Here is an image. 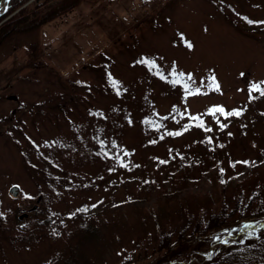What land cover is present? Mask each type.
<instances>
[{"label": "rangeland", "instance_id": "obj_1", "mask_svg": "<svg viewBox=\"0 0 264 264\" xmlns=\"http://www.w3.org/2000/svg\"><path fill=\"white\" fill-rule=\"evenodd\" d=\"M56 2L0 7V264H50L88 221L94 262L120 264L224 204L256 208L264 0H88L18 32Z\"/></svg>", "mask_w": 264, "mask_h": 264}, {"label": "trees", "instance_id": "obj_2", "mask_svg": "<svg viewBox=\"0 0 264 264\" xmlns=\"http://www.w3.org/2000/svg\"><path fill=\"white\" fill-rule=\"evenodd\" d=\"M84 1L88 0H57L44 12L40 11V19L31 20V24L28 23L31 15L22 11L17 21L24 23L19 22L17 26L21 27L20 25L25 24L26 28L22 26L18 28V32L34 29L36 26H42L62 17L78 8ZM36 13L37 11L32 15L35 16ZM7 27L8 25H5L0 28V45L7 37ZM40 206L41 210L37 211L47 220L49 207L44 199L40 202ZM240 206V201L235 202L234 206L224 204L205 221L199 220L195 223L189 235L184 229L173 240L170 233L163 232L158 236L155 246L140 243L136 246L138 255L136 252L131 253L120 264H193L206 259L211 253V246H214L213 253H215V261L211 264H264V199L256 208L249 206V202L241 208ZM75 231L78 238H74V242L65 247L66 251L65 248L61 250L50 264H96L88 249L99 245L100 242H95L94 238L100 237L101 240L103 230L88 221ZM113 231L114 229H110V232ZM231 243L238 245L229 249Z\"/></svg>", "mask_w": 264, "mask_h": 264}, {"label": "snow or ice", "instance_id": "obj_3", "mask_svg": "<svg viewBox=\"0 0 264 264\" xmlns=\"http://www.w3.org/2000/svg\"><path fill=\"white\" fill-rule=\"evenodd\" d=\"M188 46L191 47L190 44H189ZM181 75H182V74H181ZM189 79H191V76H189ZM211 80H212V82H213V85H215V88L218 89V88H219V85L215 84V80H216L215 76H212V77H211ZM177 82H178V81H177ZM251 90H252V91H259L261 95H264V90L261 89V87H260L259 84H254V85H252ZM197 92H198V90H197ZM190 94H191V93H190ZM215 112L224 113V109H223V108H220V107H217V108H215V109L213 110V114H214ZM239 114H240L239 112H235V113H233V112H229V113H227L226 115H239ZM245 163H246V162H245Z\"/></svg>", "mask_w": 264, "mask_h": 264}, {"label": "water", "instance_id": "obj_4", "mask_svg": "<svg viewBox=\"0 0 264 264\" xmlns=\"http://www.w3.org/2000/svg\"><path fill=\"white\" fill-rule=\"evenodd\" d=\"M1 5H2V0H0V7H1ZM10 193H11V195H12L13 198H17L18 193H19V187H18V186H13V187L10 189ZM36 208H37V205H34V206L32 207L31 210H35ZM27 216H28V213L25 212V213H22V214L19 216V218H20V219H24V218L27 217Z\"/></svg>", "mask_w": 264, "mask_h": 264}]
</instances>
